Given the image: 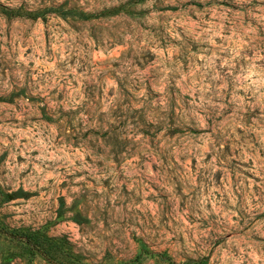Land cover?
<instances>
[{"label":"rangeland","instance_id":"1","mask_svg":"<svg viewBox=\"0 0 264 264\" xmlns=\"http://www.w3.org/2000/svg\"><path fill=\"white\" fill-rule=\"evenodd\" d=\"M0 264H264V0H0Z\"/></svg>","mask_w":264,"mask_h":264}]
</instances>
